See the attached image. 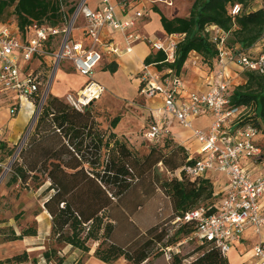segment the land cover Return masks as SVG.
<instances>
[{
	"label": "trees",
	"instance_id": "obj_1",
	"mask_svg": "<svg viewBox=\"0 0 264 264\" xmlns=\"http://www.w3.org/2000/svg\"><path fill=\"white\" fill-rule=\"evenodd\" d=\"M79 1L64 11L61 0H0V25L15 23L21 33H26L32 24L58 26L65 16L74 13ZM260 1L261 6L257 8L253 0H193L189 17L171 19L156 9L154 12L161 17L164 33L184 37L177 44L174 62H165L166 55L157 52L148 56L145 64L158 63L159 69L171 68L179 75L194 54L203 70H213L220 48L207 30L212 26L228 34L224 49L230 52V57L246 54L253 59L259 58L263 52L256 57L248 52L264 40V0ZM235 4L243 6L238 16L232 15ZM11 8L17 20L9 22L4 15ZM116 70V66L110 68L111 73ZM241 74L245 83L228 90L229 107L240 111L239 126H254L261 132L264 127V74L258 71H241ZM247 110L252 114L247 115ZM120 121V117L114 118L111 128L117 127ZM47 123L51 124L49 128H45ZM5 136L0 138V149H8ZM151 147L150 152L140 158L127 141L114 132L107 137L90 108L82 113L50 97L39 116L31 143L22 150L8 174L7 185L30 189V183H37L36 187L42 189L48 184L43 193L49 197L43 208L51 217V236L57 244L89 253V243L94 242L98 244L94 257L101 262L111 264L124 258L131 264H143L149 260L153 247L167 236L156 224L162 211L158 201L149 205L153 189L150 176L158 165L172 173L179 171V176L164 186L172 199L174 220L200 208L201 200L209 201L202 206L207 214L217 212L218 196L212 178L191 179L183 171L184 167L196 162L193 154L172 136ZM169 148H173L170 154L162 153L161 150ZM12 151L10 149V155ZM119 207L127 221L114 214V209ZM154 208V217L149 219L146 215L148 221H145V212ZM175 225L177 231L169 245L161 249L163 254L167 248L180 246L197 228L195 223ZM37 233L36 229L27 228L20 234L12 232L7 241H22L26 237H36ZM197 245L188 257L174 254L171 264H229L227 256L213 243ZM43 258L50 264L66 261L56 248L44 252ZM28 263L27 252L0 260V264Z\"/></svg>",
	"mask_w": 264,
	"mask_h": 264
},
{
	"label": "built area",
	"instance_id": "obj_2",
	"mask_svg": "<svg viewBox=\"0 0 264 264\" xmlns=\"http://www.w3.org/2000/svg\"><path fill=\"white\" fill-rule=\"evenodd\" d=\"M91 1L80 0L74 13L65 16L58 26L32 24L26 33H21L15 23L0 25V114L3 104H8L5 110L9 120L15 118L21 108L27 111L30 121L38 118L47 104L53 74L64 61L87 78L81 90L65 96V102L82 113L106 92V87L95 78L104 56L129 55L137 42H147L154 53L166 55L165 62H174L177 44L184 36L173 34L152 39L139 34L137 23L145 16L144 8H138L141 0H95L96 6H91ZM152 4L173 7L174 2L154 0ZM242 10L241 4H235L232 15L238 16ZM120 14L127 19H121ZM207 30L220 48L213 69L216 85L210 90L186 92L180 76L171 68L159 69L158 63L144 64L140 75L139 94L146 99H163L162 116L143 132L145 140L151 144L161 143L169 136L167 128L171 118L190 130L200 144L199 156L192 155L196 162L183 168L186 176L196 179L225 174L229 181V190L223 199L220 200V193L216 191L219 197L217 212L207 214V209L200 207L174 220V224L195 223L197 228L180 246L165 250L168 262L174 254H182L181 247L191 241L211 242L227 256L246 226L257 234L264 231V213L260 205L264 197V176L252 178L241 165L245 158H264L263 148L255 142L260 132L254 126H239L240 121L228 126L233 115L240 116L238 108L229 107L228 90L234 86L228 75L229 64H235L239 71L264 74V55L257 59L246 54L230 57V52L224 49L228 34L216 26ZM79 31L85 41L72 36ZM108 31L120 33L124 47L114 38L106 37ZM206 114L212 117L209 128H197L195 120ZM4 135L0 128V138ZM254 255L264 260V242L254 247Z\"/></svg>",
	"mask_w": 264,
	"mask_h": 264
},
{
	"label": "rangeland",
	"instance_id": "obj_3",
	"mask_svg": "<svg viewBox=\"0 0 264 264\" xmlns=\"http://www.w3.org/2000/svg\"><path fill=\"white\" fill-rule=\"evenodd\" d=\"M64 11H68L77 2V0H61ZM153 1V0H152ZM256 2V7L261 6L260 0H253ZM173 7L168 8V6L162 4H152L148 1V8H152L153 11L156 9L160 10L168 19L173 17H189L190 7L193 0H173ZM6 21L12 22L16 19L14 15L13 8L8 9L4 15ZM17 20V19H16ZM155 27V25H153ZM76 32H73L74 37ZM163 37V36H162ZM164 38V37H163ZM264 44V43H262ZM258 48V47H256ZM261 52L264 53V45L258 50H252L250 53L253 57L258 56ZM67 61L62 62L59 71L53 74L54 80L52 83L51 91L48 92V99L50 97L58 98L65 103V96L68 92L79 89V87L87 80L86 77L81 76L77 71H75L71 66L64 67ZM64 71L72 76L62 75V68ZM205 71V70H204ZM242 77L241 70L238 71ZM133 73L131 74L130 81L132 82ZM110 76H107L106 72H101V74L96 75V79L101 82H106V92L98 99L96 103L89 107L97 119L100 130L105 133L108 137L110 132H114L120 139L127 141L128 146L131 150L138 153L140 158L146 156L151 150V143L144 141L143 134L141 132L142 127L147 125L146 118L147 112L145 108V101L143 97L138 94L137 90H134V85L129 82V80L121 74L120 82H113ZM133 85V86H132ZM115 94L124 96L123 99H112ZM118 96V95H117ZM114 101V103H113ZM8 104H3L2 113L0 114V125L5 124L3 128L6 134V144L8 149H0V260H5L6 258H11L15 255L27 252L29 254V263L35 264H47L43 258V253L50 248H56L59 251V256H65L67 262L66 264H107L97 260L94 257L95 250L98 246L97 243L90 242L89 246L91 251L89 253H83L77 251V255L74 256V249L71 247L59 245L51 236V228H49L51 223L50 215L44 210L43 203L49 197L43 192L48 184L42 189L36 187L37 183H30V189H24L18 185L8 186L7 182L9 180L8 174L11 173V169L20 153L23 149L31 143L32 134L35 131L38 118H34L27 121V126L24 128L25 116H27V111L21 108L16 115V121H10L6 116V108ZM247 115H251L252 112L247 110ZM120 117L121 121L115 128H111V121ZM50 123H47L45 128L50 127ZM22 133L19 134L20 131ZM261 143L264 145V127L260 132ZM10 149L13 150L12 155H10ZM173 149V148H172ZM164 149L161 150L163 154L168 155L172 150ZM17 157L14 159V156ZM179 176V171L176 173L169 172L163 165H158L154 171L151 173L150 185L152 195L150 204L159 203V209L162 211L158 214V230L165 232L167 235L165 240L161 244H156L153 247V251L148 261L143 264H171L168 262L165 254L161 251L169 242L174 238V234L177 231V225L174 224L173 220L175 214L173 213L172 199L170 198V193L165 189V184L169 183L173 178ZM223 179H225V174H219ZM45 179V176H43ZM219 200V197H217ZM216 200V201H217ZM209 201L201 200L198 203L199 207L206 206ZM149 208V207H148ZM172 208V209H171ZM114 214L119 215L122 219L127 221L126 217L122 213V207L114 209ZM150 216L154 217L155 208L152 211H146L143 216L145 221H148ZM142 216V215H141ZM114 218V217H113ZM139 218V217H138ZM34 228L38 231L36 237H26L22 241L9 242L8 238L11 237L12 232L20 234L23 230L27 228ZM184 237L182 236V239ZM261 236L258 239H263ZM197 243L194 241L189 242L181 247L182 258L188 257L196 248ZM231 264H238L237 251H233L228 254ZM75 258V259H74ZM264 260L254 259L257 264H263ZM241 263V262H239ZM249 263V262H248ZM111 264H131L124 258L119 259Z\"/></svg>",
	"mask_w": 264,
	"mask_h": 264
},
{
	"label": "crops",
	"instance_id": "obj_4",
	"mask_svg": "<svg viewBox=\"0 0 264 264\" xmlns=\"http://www.w3.org/2000/svg\"><path fill=\"white\" fill-rule=\"evenodd\" d=\"M148 1L152 3V0H141L140 3H138L139 4L138 8L140 7L144 8L145 16L138 21L136 29L139 32V34L145 37H149L152 39L163 38L166 34L164 33L163 28L161 26V22H160L161 17L158 13H155L152 8L147 9L149 5ZM90 5L96 6L97 1L92 0L90 2ZM255 6H256V2H255ZM119 16L121 19L124 20L127 19V16L125 15L120 14ZM128 16H131V13H129ZM153 25H155V27H153ZM106 37L114 38L116 43L120 47H124L123 37L120 33H116L114 31H108ZM76 38L79 40L81 39L84 40L83 34L80 31L76 33ZM262 43H264V40L258 43L253 48V50L256 51L260 49L262 45H264ZM151 54H155V53L152 51L151 47L148 45L147 42H137L134 46V52L129 55L124 54L123 56H115L113 54H108L104 56L102 63L97 67V70L95 72V78L97 74H101V72H106L107 76H110L111 77L110 79L113 82H120L121 74H123L129 80V82L134 85V86L132 85L134 87V90H137L139 94L141 87L140 75L142 72V67L145 64V59ZM68 65L71 66V64L66 63L64 67H67ZM112 66L117 67L115 73L110 72V68ZM64 67L62 68V70L64 69ZM214 70H212L211 72L204 71L202 69L198 57L192 54L190 56V59L185 63L181 74H179L181 80L183 81L185 91L206 92L210 90L212 87L216 85ZM238 71L239 68L235 64L233 63L229 64L228 75L232 79L233 85L235 86H239L245 83V80L243 79V77L240 76ZM132 73H133V77H132L133 81L131 82L130 77ZM62 75L65 77L66 75L69 74H67L63 70ZM97 81L102 83L105 87H107L106 85L107 83L105 81L104 82H101L99 80ZM86 82L87 80L84 81V83L79 87V89L70 92H77L81 90L82 87L86 84ZM114 98L118 100L119 99L124 100L125 97L119 94H115L112 99ZM143 100L145 101V108L147 112V118H146L147 125H144L142 127L141 130L142 134L148 129V126L152 125L158 118L162 116V114H160V109L163 105V99L161 97H155L153 99H146L143 97ZM24 117L25 120H24L23 130L27 126L29 115L27 116L24 115ZM241 117H242L241 115L240 116L233 115L229 120L228 126L230 127L234 123L240 121ZM16 119L17 118H13L10 121H13L14 123ZM211 121H212L211 115L206 114L201 116L200 118H197L194 123L197 128L207 130L211 124ZM4 127L5 124L0 125V128L3 129ZM23 130L20 131L19 134L22 133ZM167 134L175 138L176 141L179 142L181 145H183L191 154H193V156H199L200 144L193 136V133L190 130L182 128L175 120L171 118H169V126L167 128ZM260 134L261 133H259L256 136L255 142L256 144L261 146L264 150V145L260 142L261 141ZM143 139L145 140L144 136ZM241 165L245 171L250 173L252 178L264 176V158L258 160L245 158L241 161ZM210 177L213 180L215 191L220 193V200L223 199L229 190V181L227 177L223 179L221 176L215 174H212ZM260 205L262 212L264 213V197L261 199ZM51 227L52 224H50L49 228ZM260 235L264 236V231H262L260 234H257L253 230V228L246 226L240 240L236 241L233 244V247L228 254H231L233 251H237V258L235 260L238 259L240 260L238 261V264H257V262H254V259H257L254 255V247L260 242H264V238L258 239ZM77 251L79 250L74 249V256L77 255ZM228 254H227V259L229 261V264H231L232 260H230ZM66 262L64 264H66Z\"/></svg>",
	"mask_w": 264,
	"mask_h": 264
},
{
	"label": "water",
	"instance_id": "obj_5",
	"mask_svg": "<svg viewBox=\"0 0 264 264\" xmlns=\"http://www.w3.org/2000/svg\"><path fill=\"white\" fill-rule=\"evenodd\" d=\"M17 157V154H16V156H14V159Z\"/></svg>",
	"mask_w": 264,
	"mask_h": 264
}]
</instances>
